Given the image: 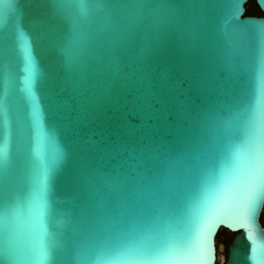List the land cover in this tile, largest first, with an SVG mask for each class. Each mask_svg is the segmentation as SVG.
Returning <instances> with one entry per match:
<instances>
[{
	"label": "water",
	"instance_id": "1",
	"mask_svg": "<svg viewBox=\"0 0 264 264\" xmlns=\"http://www.w3.org/2000/svg\"><path fill=\"white\" fill-rule=\"evenodd\" d=\"M246 1L0 0V264H264Z\"/></svg>",
	"mask_w": 264,
	"mask_h": 264
},
{
	"label": "snow or ice",
	"instance_id": "2",
	"mask_svg": "<svg viewBox=\"0 0 264 264\" xmlns=\"http://www.w3.org/2000/svg\"><path fill=\"white\" fill-rule=\"evenodd\" d=\"M264 194V160L253 170L246 189L237 193L236 202L244 213L245 219L251 220L257 196ZM129 264H156L151 258L131 260ZM166 264H204L203 260H175Z\"/></svg>",
	"mask_w": 264,
	"mask_h": 264
},
{
	"label": "flooded vegetation",
	"instance_id": "3",
	"mask_svg": "<svg viewBox=\"0 0 264 264\" xmlns=\"http://www.w3.org/2000/svg\"><path fill=\"white\" fill-rule=\"evenodd\" d=\"M222 233L220 234V236L218 237V235H216L215 237V245H216V259H215V262L214 264H223L221 262V259H220V254L223 253V254H227V246L228 244L230 243L232 237L234 236V231H231V230H228L226 228L223 227L222 229ZM223 244V249H220L219 248V245L220 244Z\"/></svg>",
	"mask_w": 264,
	"mask_h": 264
},
{
	"label": "trees",
	"instance_id": "4",
	"mask_svg": "<svg viewBox=\"0 0 264 264\" xmlns=\"http://www.w3.org/2000/svg\"><path fill=\"white\" fill-rule=\"evenodd\" d=\"M245 11L244 14H255V15H261L263 14V11L260 9V7L258 6L256 0H247L245 2ZM261 222L263 223V218H260ZM223 227L219 228L217 235L218 237L220 236V234L222 233Z\"/></svg>",
	"mask_w": 264,
	"mask_h": 264
}]
</instances>
